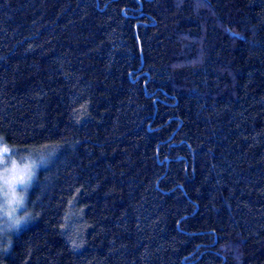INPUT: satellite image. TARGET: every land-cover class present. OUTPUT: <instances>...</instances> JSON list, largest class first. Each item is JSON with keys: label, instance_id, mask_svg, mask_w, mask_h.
Masks as SVG:
<instances>
[{"label": "trees", "instance_id": "1", "mask_svg": "<svg viewBox=\"0 0 264 264\" xmlns=\"http://www.w3.org/2000/svg\"><path fill=\"white\" fill-rule=\"evenodd\" d=\"M0 136V264H264V0H0Z\"/></svg>", "mask_w": 264, "mask_h": 264}, {"label": "clouds", "instance_id": "2", "mask_svg": "<svg viewBox=\"0 0 264 264\" xmlns=\"http://www.w3.org/2000/svg\"><path fill=\"white\" fill-rule=\"evenodd\" d=\"M47 163L46 158L17 153L0 136V254L10 250L11 236L33 219L28 209L29 193Z\"/></svg>", "mask_w": 264, "mask_h": 264}]
</instances>
